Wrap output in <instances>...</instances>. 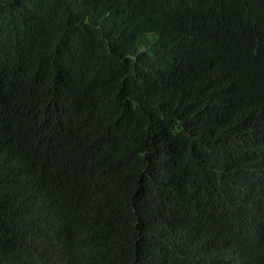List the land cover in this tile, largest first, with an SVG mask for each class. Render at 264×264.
<instances>
[{
    "label": "trees",
    "instance_id": "1",
    "mask_svg": "<svg viewBox=\"0 0 264 264\" xmlns=\"http://www.w3.org/2000/svg\"><path fill=\"white\" fill-rule=\"evenodd\" d=\"M244 1L0 0V264H264Z\"/></svg>",
    "mask_w": 264,
    "mask_h": 264
},
{
    "label": "clouds",
    "instance_id": "2",
    "mask_svg": "<svg viewBox=\"0 0 264 264\" xmlns=\"http://www.w3.org/2000/svg\"><path fill=\"white\" fill-rule=\"evenodd\" d=\"M222 0H219V2H221ZM246 1V0H245ZM244 1V2H245ZM171 9H172V4H170V7L168 6V8H167V10H165V15H166V13H167V16H169L170 14V11H171ZM163 18L164 17H162L161 19L163 20ZM226 18V16H216L215 18H213V19H211V20H208L207 21V23H206V27H205V31H206V35H207V33H208V35H207V44H208V46H209V42H208V39H209V37L212 35V33H213V31L214 30H217V28H218V26L220 25V23H222V21H223V19H225ZM171 20H173L174 21V19H171ZM180 42H181V44L183 45V41H182V31L180 30ZM153 33H151L150 35H148L147 36V39L149 40L148 41V43H146V45L144 46V48H150L151 47V44H152V42H153ZM227 44V42H224L223 44H221L220 46H223V45H226ZM209 53H210V50H209V52L205 55V56H202V57H199V58H201L202 59V61H203V63L205 64L206 63V61H207V58H208V55H209ZM194 57H196V56H194ZM194 57H191V59L192 58H194ZM198 58V57H197Z\"/></svg>",
    "mask_w": 264,
    "mask_h": 264
},
{
    "label": "bare ground",
    "instance_id": "3",
    "mask_svg": "<svg viewBox=\"0 0 264 264\" xmlns=\"http://www.w3.org/2000/svg\"><path fill=\"white\" fill-rule=\"evenodd\" d=\"M164 2V1H163Z\"/></svg>",
    "mask_w": 264,
    "mask_h": 264
}]
</instances>
